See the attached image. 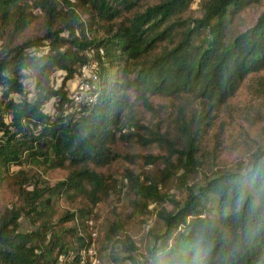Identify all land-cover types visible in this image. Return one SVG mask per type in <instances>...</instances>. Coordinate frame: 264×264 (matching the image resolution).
I'll use <instances>...</instances> for the list:
<instances>
[{"label": "trees", "instance_id": "trees-1", "mask_svg": "<svg viewBox=\"0 0 264 264\" xmlns=\"http://www.w3.org/2000/svg\"><path fill=\"white\" fill-rule=\"evenodd\" d=\"M144 1L0 0V189L11 165L71 168L52 185L35 175L30 190L18 186L20 204L0 209V264H57L60 257L62 264H78L79 250L90 244L91 209L57 217L58 206L78 198L94 204L114 190L115 182L87 163L116 160L110 145L117 139L165 153L158 183L124 174L133 206L144 213L148 200L158 206L160 228L140 254L122 222L109 223L103 257L116 264H264V145L242 167L209 176L199 148L213 112L248 75L264 71V9L229 34L242 9L264 0ZM195 1L199 15H188ZM92 61L95 101L78 116L63 113L65 82ZM55 71L63 72L56 86ZM155 96L177 104L171 127L138 123L136 107L155 113ZM51 98L56 111L48 115L42 106ZM198 172L202 179L194 182ZM171 178L185 189L182 201L159 190Z\"/></svg>", "mask_w": 264, "mask_h": 264}, {"label": "rangeland", "instance_id": "rangeland-1", "mask_svg": "<svg viewBox=\"0 0 264 264\" xmlns=\"http://www.w3.org/2000/svg\"><path fill=\"white\" fill-rule=\"evenodd\" d=\"M156 2L157 0H145L143 4ZM263 9L264 1L242 9L230 26L229 34L234 35L244 30ZM33 13L38 15L36 10H33ZM187 14L199 15L196 1L191 3ZM36 21L39 19L33 20V22ZM62 75V71H55L51 75V84L58 85ZM24 82H29V79L27 78ZM74 82L73 78L66 81L65 88L71 89ZM151 102L155 107V113L146 111L141 106L136 107L135 117L138 123L149 126L159 122L162 129L171 127L172 120L176 115L177 104L168 98L158 96L151 98ZM42 109L46 114L53 115L56 111L53 99L47 100ZM262 145H264V71L248 75L225 104L213 112L211 126L202 135L199 144L200 150L204 152L202 173L209 176L218 169L231 170L242 167L256 148ZM110 147L119 154L116 160L105 166H95L92 163H87V166L102 173L106 182L111 183L113 180L115 182L114 190L105 199L94 204H89L85 199L78 198L73 203H61L57 210L58 217L63 210L73 211L84 206L90 207L91 211L86 217L85 224L90 236L89 245L92 244L96 252V264H116L103 257L109 249L106 251L101 249L109 223L120 220L140 254L146 253L152 242L151 233L160 228V223L154 214L158 206L148 200L146 213L140 209L139 205L133 206L134 196L128 189L124 174L126 171H131L134 174L151 176L158 183L159 179L161 180V169L164 167L161 157L165 153L154 144L140 146L134 140L117 139ZM149 156L155 157L152 163H148V159H146ZM172 161H174L173 157ZM70 169V167L42 168L31 164L11 165L10 176L0 189V209L9 208L12 204H20L21 200L17 196L18 186L21 184L24 191L30 190L35 175L43 182L52 185L65 179ZM202 173L196 176L194 182L201 181ZM23 180L26 182L21 183ZM187 183L191 184V180H188ZM159 190L162 193L167 192L173 195L178 201H182L185 197V189L179 187L178 182L173 178L160 185ZM164 206L167 209L170 208L168 204L164 203ZM20 225L28 227L27 220L20 218ZM110 250L115 256H122L117 248L112 247ZM63 260V257H60L57 264H62Z\"/></svg>", "mask_w": 264, "mask_h": 264}, {"label": "built area", "instance_id": "built-area-1", "mask_svg": "<svg viewBox=\"0 0 264 264\" xmlns=\"http://www.w3.org/2000/svg\"><path fill=\"white\" fill-rule=\"evenodd\" d=\"M101 53V49H98ZM75 80L71 89H66V99L62 103L61 110L63 113H73L76 116L81 112L82 106L88 105L95 101L98 92V77L95 71V62H89L80 65L73 75ZM29 128L33 127L29 125ZM37 125L34 129L39 130ZM94 235V234H92ZM96 252L91 245L79 250L78 264H96Z\"/></svg>", "mask_w": 264, "mask_h": 264}]
</instances>
